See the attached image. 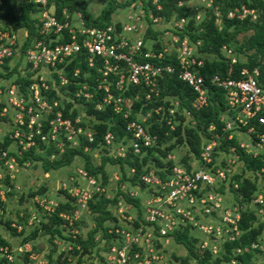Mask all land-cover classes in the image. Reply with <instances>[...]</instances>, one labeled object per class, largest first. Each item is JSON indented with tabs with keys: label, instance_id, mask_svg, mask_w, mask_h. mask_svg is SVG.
Masks as SVG:
<instances>
[{
	"label": "built area",
	"instance_id": "built-area-1",
	"mask_svg": "<svg viewBox=\"0 0 264 264\" xmlns=\"http://www.w3.org/2000/svg\"><path fill=\"white\" fill-rule=\"evenodd\" d=\"M32 1L38 4L41 24L37 30L38 35L26 48L21 60L25 67L21 74L28 75L30 81L23 87L19 83L6 86L5 90L0 86L2 103L0 117L5 118L3 121L7 127V131L2 133V139L5 137L8 139L7 146L0 150V170L10 172L8 169L26 165L24 163L26 160L34 161L29 158L19 162L18 159L32 146L36 151L43 150L39 147L40 142L53 144L57 151L63 152L65 143L77 146L80 137L86 141L93 140L92 129L74 124L79 123L80 115L72 120L69 115L70 109L66 115L63 112L65 105L63 100L69 99L64 91L68 83L72 82V76H80V66L83 62L87 68L96 71L93 77L95 85L91 87L96 90L103 89L107 94V97H104L107 101L113 97L116 110L119 111L122 98L114 95L111 88L126 90L129 85H135L138 90H144L143 96L146 100L152 95L158 96L160 92L157 86L158 79L162 74L174 73L176 70L170 61L161 63V59L164 54H173L180 68L177 72L178 77L197 92L192 102L194 108L206 103V88L202 85V76L198 74V67L202 66L203 60L197 55V42L190 41L185 35L183 37L179 35L186 27L189 17L172 15L169 20H165L144 9L143 3L138 1L135 7L128 8L124 18L119 22L94 26L84 24L79 11L75 13L78 21L72 18L73 15L68 19L67 11L63 9L65 19L60 21L53 14L47 0ZM199 1L205 7L211 6L213 2ZM154 2L156 0H152V3ZM183 3V0L177 1L178 6ZM157 7L160 5L157 4ZM246 14H251L253 19L256 18L255 10L247 9L243 5L230 10L227 17H244ZM193 17L200 20L202 12H195ZM161 21L165 22L163 28ZM3 23L0 21V67L5 58L13 57L20 52L21 40L16 32ZM148 28L157 30L158 37L145 39L144 33ZM155 44L160 48L154 47ZM222 50L231 64L237 62L233 48L223 45ZM72 62H76V65L71 71L68 70V66ZM83 73L88 75L85 69ZM259 73L258 67L251 70L242 67L241 78L222 79L217 74L211 78L213 83L227 89V102L233 109V112L223 120V130L241 131L242 127L246 126L247 132H252L254 125L250 124L249 120L255 117L259 123L264 124V89L258 82ZM73 82L79 85L75 90L76 96L90 98L93 95L86 80ZM52 91L60 95L62 100L49 98ZM133 96L137 100L139 93ZM176 104L175 101L168 107L170 114L175 111ZM153 109L159 113L161 104ZM185 113L191 116L189 110ZM149 114L150 111L142 114L140 118L128 120L124 126L125 136L119 141L111 131L106 132L98 149L104 150L103 154L110 158H126L140 154L147 147L157 144V135L150 134L145 129ZM126 115L124 113V116ZM190 122L193 123L192 119ZM214 128V125H210V129ZM219 137V134H214L202 146L198 157L189 162L190 167L181 162L174 163L165 178H161L155 168L143 172L139 176V181L144 184L143 188L130 185L129 181H122L118 166L109 177L111 188L101 185L100 181L87 173L83 165L77 166L75 170L79 177H71L70 181L72 183L76 180V183H82L84 186H78L74 182L71 184L73 187L71 195L74 196L72 203L75 206L73 214H61L68 219L67 225L73 224L76 220L80 221L83 214H90L88 201L93 199L94 195L104 194L111 197L121 190L128 197L138 198L140 205L137 208L121 195L114 204L118 222H111L106 230L107 250H103L102 243L100 246L96 244L89 247L85 255V258H88L79 264H169L161 252V241L164 243H167L168 239L174 241L171 234L175 230L187 229L190 236L196 237L195 247L198 250L208 247L213 253L218 251L221 242L224 243L226 239L234 240L236 234H239L236 230L240 218L239 206L227 203L225 194L230 182L234 187H237V183L230 181L228 177L232 172L229 164H221L219 161L221 159L217 149ZM258 137L254 143L249 145L240 142V146L247 147V151H251L255 156L263 148L264 132ZM87 149V145L83 147V150ZM230 151L234 152V147H230ZM176 156L175 152L167 153L168 159H175ZM224 159L227 163L239 162L241 165L235 153L224 156ZM134 172L135 169L132 167L127 174ZM34 199L44 209L51 211L58 203L53 198L45 200L44 197L35 196ZM262 201L260 193L253 202ZM139 211L140 216H135ZM69 231L75 234L78 229L70 228ZM100 235L99 232L96 233L95 239L99 240ZM55 241L59 249L64 247L66 250L73 249L70 244H61L59 237ZM257 242H251L250 247L255 249L258 246L264 251V236L259 244ZM7 248L0 247V251L5 252ZM247 249L248 247L244 248ZM236 251L241 250L236 248ZM94 253L102 256L103 261L101 259L95 263L91 261L92 259L88 260ZM6 257L11 259V254L6 253ZM225 264H234V261Z\"/></svg>",
	"mask_w": 264,
	"mask_h": 264
},
{
	"label": "trees",
	"instance_id": "trees-1",
	"mask_svg": "<svg viewBox=\"0 0 264 264\" xmlns=\"http://www.w3.org/2000/svg\"><path fill=\"white\" fill-rule=\"evenodd\" d=\"M138 1L143 3L144 9L152 11L154 15H158L165 20H169L172 15L189 17L186 27L179 32V35L181 37L185 35L190 41L197 42L196 52L203 60L202 66L198 67V74L202 76V85L206 88V103L199 108H194L192 102L197 96V92L186 81L178 77L177 72L180 68L173 54H164L161 59V63L170 61L175 65L176 70L174 73H164L158 79L157 86L160 89L158 96L152 95L151 98L146 100L143 96L144 90H138L135 85H129L126 90L111 88L115 93L114 95L122 98L119 111L116 110L113 97L107 101L105 99L107 94L103 89L96 90L91 87V85H95L93 77L96 75V71L93 68H87L83 62L80 66V76H72V82H69L66 86L64 93L69 99L64 103L63 112L66 115L70 109L69 115L72 120L80 115L79 123L74 124L92 129L93 140L86 141V139L80 137L77 146H70L65 143L63 152L57 151L53 144L40 142L39 147L43 150L36 151L32 146L28 152L18 159L19 162L29 158L41 162L44 173L69 168L66 169L69 173L67 175V187H61L65 194L64 199L57 200L52 196H47L58 202L52 211L44 209L34 200L36 195L38 198L46 195L45 188L41 187L28 195L33 202L37 203L38 210L34 212L41 211L40 222L37 228L33 229L27 237L22 238L20 244L33 241L38 237L41 230L42 234L48 235L54 248L50 250L45 263H41L42 260L36 261L37 258L31 257L33 250H25V258L22 263L79 264L86 261L88 258H85L86 250L89 247L96 246L99 241L102 243L103 250H107L108 234L106 230L111 222H118L114 212V204L120 196L123 195L124 199L133 203L137 208L140 207L138 198L128 197L121 190L115 192L111 197H106L104 194L101 196L94 195L93 199L88 201L90 215L94 220L88 236H82L79 220L67 225L68 219L62 217L61 214L72 215L75 207L72 203L74 196L71 195V189L73 188L71 184L73 182L74 184L77 183L76 180L72 183L70 181L71 177H79L75 168H71L75 166L73 164L75 158H80L87 173L107 188H111L109 177L111 172L117 168L116 166H118L121 173L122 181H129L130 185L143 188L144 184L139 181V176L143 172L155 168L157 174L161 178H165L174 163L181 162L186 167H190L189 162L198 157L202 146L217 133L220 135L217 146L219 157H221L219 161L221 164H229L232 168L230 173L232 175L229 176V174L228 177L230 181L233 180L237 183V187H234L230 182L225 199H227V203L239 206L240 218L237 221L238 228H236L239 234H236L234 240L226 239L224 243L221 242L218 251L213 253L208 247L198 250L195 247L196 237L190 236L187 229L185 231L175 230L171 234L174 237L173 240L185 247L187 252L183 256L173 254L174 259H170L169 256L166 259L169 264H225L230 263L232 260L234 264H255L256 259L264 255L262 248L257 246L253 249L250 247L251 242L258 241L257 244H259L264 236V143L263 148L253 156L251 151H247V147L240 146V142L249 145L254 143L259 139V134L264 132V124L259 123L255 117L249 120V123L254 125L252 132L248 133L246 126L242 127L241 131L223 130V120L233 112V109L227 102V89L213 83L211 78L214 74L222 79L227 77L241 78L240 70L242 67L250 70L253 67H258L260 72L257 77L258 82L264 89V0H213L212 5L209 7L194 4L192 0L191 2L183 0L184 3L181 6L177 5L178 0H156L154 3H152V0H126L123 3L110 1L96 18L91 17L83 0H47V4L60 21L65 19L62 10L66 9L68 19L75 11H79L87 25L104 26L112 22L114 11L118 6L135 7ZM157 4L160 5L159 8ZM242 5L247 9H254L256 18L253 19L251 14H246L244 17H227L230 10L240 8ZM197 11L202 12L200 20H195L193 17ZM38 13V4L32 0H0V21L4 22L3 25L10 30L16 32L20 39L22 36L19 44L20 52L13 57L5 58L0 67L4 68V76L8 78L16 71L18 74L9 84L1 86L4 90L6 86L17 85L18 83L23 87L30 81L28 75L21 74L25 70L21 60L26 48L33 38L38 35L37 30L41 24ZM19 28H23L25 33L19 34ZM158 34L157 30L148 28L144 33V38H156ZM223 45L233 48L236 52V63L231 64L229 62L222 50ZM162 46L161 38V49ZM154 47L160 48L158 44H155ZM75 65L76 62L69 64L68 70H71ZM20 66H23L22 71ZM83 69L88 71V75L83 73ZM73 80H86L93 95L90 98L76 96L75 90L79 85L74 83ZM136 93H139L137 100L133 96ZM48 97L62 100V97L54 91ZM175 101L177 102L175 111L170 114L168 107L173 105ZM74 104H78L79 108H70ZM160 104L161 111L156 113L153 107ZM186 110L191 112V116L185 113ZM148 111H150V114L145 122V129L148 133L157 135L158 143L147 147L140 154L126 158H110L107 155H102V160L97 164L92 153L98 151L104 134L111 131L117 141L123 139L126 122L130 119L140 118L142 114H146ZM124 113L127 115L124 116ZM1 119L5 118L0 117ZM191 119L193 123L190 122ZM171 125H173V128H171ZM210 125H214L215 128L210 129ZM7 144V137L0 139V150L5 148ZM86 145L88 149L83 150ZM230 147H234V152L230 151ZM182 148H184V152L178 156L180 154L179 149ZM168 152L177 153L176 158L168 159ZM233 153L238 155L237 160L241 161V165H239V162L231 164V162L227 163L225 161L224 156H230ZM108 165L112 167L109 168ZM239 166H241V171L237 170ZM132 167L135 172L127 174L129 168ZM4 182L7 184H4ZM0 183L4 184V186L2 185L4 189L13 186L9 184L8 176L4 177L3 182L0 179ZM2 187L0 186V188ZM260 193L263 198L262 203H254V199ZM29 214H31V211H28L27 215ZM135 216H140V211L135 213ZM22 219H19L20 229H23L27 224L26 220L22 221ZM5 225L6 229L10 230L12 234L16 233V227H12L9 221ZM70 228H76L78 232L74 234L69 231ZM98 232L101 235L99 240H96L95 235ZM232 232L234 234L235 230ZM21 233L19 232L20 235ZM73 234L74 236H72ZM57 237H59L61 244H70L73 249L66 250L65 247L59 249V245L55 241ZM11 243L12 241L0 233V247H8L5 252L0 251L2 254L0 264H12V260L15 262V248L12 247ZM165 246L166 244L161 241V252H163ZM245 247H248V249L244 250ZM236 248L241 251L237 252ZM55 251H59L56 259L52 257V253ZM6 253L11 254L12 260L6 257ZM95 254L89 257L88 260L92 259V262L97 263L103 258Z\"/></svg>",
	"mask_w": 264,
	"mask_h": 264
},
{
	"label": "rangeland",
	"instance_id": "rangeland-1",
	"mask_svg": "<svg viewBox=\"0 0 264 264\" xmlns=\"http://www.w3.org/2000/svg\"><path fill=\"white\" fill-rule=\"evenodd\" d=\"M87 6V8L91 10L89 14L92 18H96L99 16L101 10L112 1L113 3H123L126 0H83ZM188 2H191V0H185ZM193 3L199 5V0H192ZM131 6H118L116 10L114 11V15L112 18V22H119L121 19L124 18L128 8ZM76 11L72 14L74 18H76L78 21V16L75 15ZM71 15V16H72ZM73 18V19H74ZM81 21L85 23L84 17L80 16ZM165 22L161 21V28H163ZM157 25H155V28ZM22 39V36H21ZM20 70H23V67L20 66ZM5 70L4 68H0V86H3L5 84H9L11 80L18 75L17 71L14 72L9 78L4 76ZM67 99L64 100V103ZM73 108H79L78 104H74ZM7 131L6 123L3 121V119L0 120V139H2V133ZM98 149L97 153L93 152L92 155L96 161V163H100L102 160V155L104 150ZM101 155H100V152ZM184 152V148L179 149L178 156L182 155ZM26 165H19L18 167H14L8 172L5 169L0 170V179L3 182V179L5 176H8L9 178V184H12V187L5 188L2 187L4 184H7L4 182L0 183V233L8 238L10 241H12V247L15 248V262H13L11 257L12 264H23L22 261L24 260V252L25 250H33L31 253L32 258L36 261H40L41 263H45L47 261V256L50 253V250L54 248V245L50 243L48 235L42 234V231L40 230L38 233V237L34 239L33 241L26 242L24 244H20L22 238L27 237L31 231L39 225L40 222V214L39 212H34L38 210L36 207L35 202L32 201V198H29V193L36 191L40 189L41 187L45 188L46 195L43 196L45 200H52L50 197L52 196L56 198L57 200H63L65 197L64 192L61 190L62 186L67 187L68 180L67 175L69 174L66 169L63 170H55V171H49L48 173H44L42 169L41 162H38L36 160L30 161L26 160L24 161ZM73 164L75 166H72L71 168H76L77 166L82 165V160L80 158H75L73 161ZM108 167H112L109 166ZM238 171H241V166L237 168ZM11 174V175H9ZM78 181V180H77ZM80 182V181H79ZM62 184V185H61ZM78 186H84L82 183H77ZM10 192V193H8ZM37 196V195H36ZM35 200V199H34ZM36 201V200H35ZM28 211H31V214L27 215ZM22 219V221L27 222V224L24 226L23 229L21 228V223L19 219ZM25 219V220H24ZM10 222V225L12 227H16V233L12 234L10 230L6 229V222ZM19 221V222H18ZM94 224V220L90 214H83L82 218L80 220V229L82 236H88L90 232V228ZM20 230V231H19ZM24 230V231H23ZM22 232L21 235L19 232ZM168 242L165 243V249L163 250L162 254L163 256L168 257L171 259H174L172 256L173 254L176 256H183L186 254V249L181 244L175 243L171 239L167 240ZM101 242L99 241L97 243V246L100 245ZM21 250V251H19ZM27 252V251H26ZM59 252V251H57ZM56 251L52 253V257L56 259L58 253ZM1 257V255H0ZM10 258L9 256H7ZM39 258V259H38ZM59 262V261H58ZM264 263V255L259 256L256 259L255 264H262Z\"/></svg>",
	"mask_w": 264,
	"mask_h": 264
},
{
	"label": "crops",
	"instance_id": "crops-1",
	"mask_svg": "<svg viewBox=\"0 0 264 264\" xmlns=\"http://www.w3.org/2000/svg\"><path fill=\"white\" fill-rule=\"evenodd\" d=\"M87 6H88V5H87ZM87 11H88V12H91L90 8H89V9L87 8ZM72 18H74V17H72ZM74 19H75V18H74ZM18 32H19V34H22V33H25V30H24L23 28H19V29H18Z\"/></svg>",
	"mask_w": 264,
	"mask_h": 264
}]
</instances>
